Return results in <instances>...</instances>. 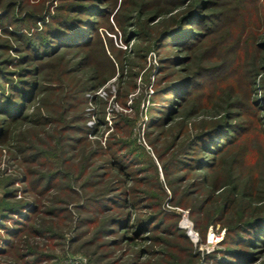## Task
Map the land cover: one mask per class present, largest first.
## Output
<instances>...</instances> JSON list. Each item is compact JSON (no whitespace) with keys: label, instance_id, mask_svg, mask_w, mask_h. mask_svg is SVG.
Wrapping results in <instances>:
<instances>
[{"label":"rangeland","instance_id":"rangeland-1","mask_svg":"<svg viewBox=\"0 0 264 264\" xmlns=\"http://www.w3.org/2000/svg\"><path fill=\"white\" fill-rule=\"evenodd\" d=\"M9 1L13 0L0 1V44H7L0 50V60H12L5 66L14 80L20 69L38 64L41 92L27 112L37 120L36 126L25 120L11 123L13 139L0 142V252L9 238L4 227L16 226L14 220L4 221L3 205L16 207L22 202L23 216L32 201L38 204L37 199L48 210H54L50 201L55 196L70 203L57 204L69 210L60 218L37 215L29 223L33 228L28 237L23 234L15 240L17 248L9 255L0 253V264L23 263L25 254L35 249L45 259L53 257L43 264H131L141 254L138 264H218L227 248L229 227L248 220L255 206L264 209V110L257 109V103L264 106V0H87L102 7L101 13L96 11L93 36L104 40L112 63L96 43L91 48H64L52 58L23 64L21 57L32 53L27 37L46 29L54 13L60 14L58 6L68 10L69 3L82 0H16L21 5L15 3L6 11ZM194 3L199 12L189 16L194 24L185 27L198 38L190 33L185 39L175 37L188 17L181 16ZM156 11L159 16L154 17ZM82 59L86 62L79 67ZM97 70L98 86L86 90L89 76ZM179 83L186 85L178 94L189 96L178 118L167 128L154 126L159 108L174 105L169 92ZM215 124L233 131L216 168L203 177L197 171L180 170L176 160L164 175L159 155L166 153L164 161H170L200 130ZM18 145L30 150L18 153ZM36 149L43 155L35 156ZM28 160L32 162L27 164ZM115 161L130 169L127 187L134 194L122 191L115 198L120 204L106 201L115 204L112 212L78 209L86 193L102 192L98 197L111 199L117 195L108 190L114 179L124 180L113 170ZM86 165H91L87 176L105 174L89 176L94 183L105 182L88 192L81 187ZM30 168L34 173L28 180ZM54 171L61 172L52 184L55 189L37 195L32 190L36 173ZM183 175H188L187 181L179 182ZM191 180L197 181V190L188 187ZM186 191L198 193L191 198L185 197ZM209 197H213L209 205L201 209ZM131 210L138 219L158 211L169 215H161L157 229L139 236L134 229L137 221L124 229L116 225L105 234L110 216L125 217ZM42 221L52 233L37 236L33 231ZM210 232L219 239L210 241ZM22 255L24 260L19 259ZM254 255L250 264H264V245Z\"/></svg>","mask_w":264,"mask_h":264},{"label":"trees","instance_id":"trees-1","mask_svg":"<svg viewBox=\"0 0 264 264\" xmlns=\"http://www.w3.org/2000/svg\"><path fill=\"white\" fill-rule=\"evenodd\" d=\"M1 1V0H0ZM63 2H70L68 0H62ZM189 2V0H187ZM86 2V3H84ZM211 3V1H209ZM15 3H18L21 5L20 1H9L7 2V5L5 6L6 11L10 7H12ZM100 3V2H99ZM72 8H67L64 7V5L58 6L56 12L59 13H54V15L51 17V21L49 20L46 25V29H42L39 31L36 35L32 37H27L29 39L27 43V48L31 49L32 53L30 55L25 54L21 57V63H27L28 61H41L44 60L45 58L49 57L52 58L53 56H56L59 54L60 51H62L64 48H74V47H80V46H87V47H92L94 44L97 43L98 45V50L103 51V54L109 58L106 48H105V42L102 38L99 36H93V32H96V27L94 26V23L96 22L94 20L95 17L98 15V11L101 13V8L100 6H95V5H89L87 0H82V2H71L69 3ZM141 4L140 6H142ZM68 7V6H67ZM74 7V8H73ZM193 7V9H192ZM192 7L187 11V15H182L181 18L185 19L187 16V19L183 21V27L182 29H177L176 32L178 33L176 36L186 38L187 34L190 33L193 36L191 38L196 37L197 35L192 32V30H188V27H185L187 25L192 24L190 19L191 17L189 16H195L194 12L198 11L199 8L197 3L192 4ZM63 10L64 13H61ZM190 12V13H189ZM199 12V11H198ZM159 11H156L152 15L154 17L159 16ZM199 16L201 15L200 13H197ZM44 17V16H43ZM153 18V17H152ZM197 23L201 24L200 21ZM194 24V23H193ZM192 24V25H193ZM185 28V30H184ZM187 28V29H186ZM184 30V31H183ZM188 32H187V31ZM176 34V33H173ZM183 34V35H182ZM181 35V36H180ZM196 35V36H195ZM18 36H22L21 33ZM171 38V37H169ZM198 38V36H197ZM7 44H0V50L1 49H6ZM3 55H0V58H2ZM90 59V58H89ZM109 62L112 63V60L109 58ZM0 60V142H8L13 139V134L11 130L9 129V126L11 123H15L16 121H28V125H34L36 126L37 120H32L31 119V114L32 113H27L28 108L35 103V101L39 98V94L41 92V84L38 80V75L41 72V68L38 64H36L34 67H23L22 69L17 72L19 78L13 79L10 76L13 74L9 72L6 68L5 65H8L12 60ZM85 59H82L79 61V67L80 64L85 63ZM82 69H79V71ZM78 71V72H79ZM98 71V70H97ZM99 72V73H98ZM93 72L88 78V82L91 83L89 89H95L99 83L94 84L95 82H98L100 80V75L101 72ZM16 74V73H15ZM4 82V84H3ZM185 85L186 84H177L173 86L170 89L171 94H173V102L174 105L169 107V108H159L156 109L158 110L159 116L154 117V120L152 121L154 126L158 125H163V127H168L170 126L174 120L178 118V114L181 111V108L183 106V103L187 101V96L188 93H179L180 90L185 91ZM8 86V87H7ZM189 88H192L191 85ZM75 89H70V93L74 92ZM172 90V91H171ZM187 90V89H186ZM190 89H188L189 91ZM80 92H85V91H80ZM78 92V93H80ZM256 103V101H255ZM261 106V107H260ZM264 106L259 105L257 103V109L264 110ZM167 109V110H166ZM165 118L164 120L160 119V117ZM161 117V118H162ZM163 124H159V123ZM223 124H221L222 126ZM215 124L213 127H208L203 130H200L199 133H197L195 136H193L190 141L187 142L185 147H182V155L180 159H178V155H171L170 161H164L167 160V154L161 153L159 155L160 160L162 161V169L164 171V175L168 174L169 170V165L172 164L174 161L178 160L177 162L180 165V170L181 168L188 169L189 171H197L199 175H202L203 177H206V175L210 174L215 168H216V161L218 160L219 156L224 154L225 150L230 146L229 144L232 141V133L233 131L230 128L221 127ZM187 125H185V128ZM11 128V127H10ZM85 132L86 129H84ZM218 138V140H216ZM101 147V146H100ZM30 148V147H29ZM25 149L24 147H21V145L16 146V149L21 153H26L30 149ZM102 148V147H101ZM101 150V149H99ZM54 152V151H53ZM210 153L212 154L213 157L208 158L207 154ZM35 156L43 155V151L36 149L35 150ZM51 154H48L46 156H50ZM27 158V157H26ZM169 159V158H168ZM32 162L31 160L26 161L27 164H30ZM171 162V163H170ZM170 163V164H169ZM29 166V165H28ZM91 166V165H89ZM89 166H85L84 169V174L86 175V179L81 184L82 189L88 192V189L91 188H96L99 184L104 183L105 181H98L97 183H94L93 181H90L89 176H93L95 173H91V175H88V170ZM115 172L119 173V176L123 177L124 180H119V179H114L110 183L109 187V193H116L117 195H112L111 197H98L102 194L99 193L98 196L95 194L89 195L86 193V196L84 198L83 204L78 206V209H82L85 211H89L90 209H96L98 212H112L114 208L116 207L115 204H120L119 201L115 200V198L121 196L119 195L122 191L123 194L126 196H131V194H134L133 192L128 189V182L129 179L131 178L132 174L130 172V169H127L125 166H123L121 163L115 161L114 164ZM152 166V165H151ZM153 167V166H152ZM155 169L156 166L154 165ZM29 168V167H28ZM91 168V167H90ZM104 168V167H103ZM154 169V168H153ZM27 176L28 180L30 178L29 174H33L34 171L30 168L29 169ZM147 171V170H144ZM140 172V171H139ZM142 172V171H141ZM35 180H33V188L32 190L34 192H37V195H46L48 192L51 190L55 189V186L52 184L54 183V180H56L60 175V171H54L52 174H47L43 175L41 172L36 173ZM111 175L108 174L106 175L107 177ZM94 176H100L103 177L105 174L101 175H94ZM147 178H144L143 180L145 181ZM188 179V175H183L178 179L179 182H185ZM137 181H142V178H139ZM124 182V183H123ZM196 180H191V182L188 183L189 186H193L195 188ZM42 184H44V187H42ZM127 184V185H126ZM124 188V189H122ZM195 190H197L195 188ZM72 194L75 193L74 190H71ZM198 191H193V193H189V191H186L185 197H194V195H197ZM109 194V195H110ZM120 198V197H119ZM213 197L207 198V200L203 201V203L200 204V208L203 209L204 206L209 205V201ZM111 200L110 202L115 203L114 205H108L107 202ZM38 204L32 201V206L29 210H27V213L23 216L21 215V211L24 209V205L22 206V202L20 204H17L16 207L14 204L6 203L5 205L2 206L3 208V217L4 221L7 220H14L15 222V227L9 228L5 226L4 228L6 229V232L8 234V239L5 240V247L4 249L1 250L2 255H9L11 251H14L17 248V245L15 243V240H18L20 236L23 234L26 235L27 231H31L33 226L31 225V229L29 228V223L33 221V219L39 215L41 212L48 214L50 217L53 218H60L61 213L63 212H69L68 206L67 207H60V205L57 204H69V200H61L57 199V196L52 198V207H54V210L51 209H46V205L43 206L41 202L37 199ZM107 201V202H106ZM123 206H127L129 203L125 199L123 200ZM252 202V201H251ZM254 203V201L252 202ZM183 205V203L181 202ZM45 208L46 210L42 211L41 208ZM77 208V207H76ZM153 208V207H152ZM156 208V207H155ZM205 208V207H204ZM12 214H18L19 218L17 219H11ZM165 215L167 212L163 213ZM158 212H154L148 215H145L144 218L138 219L136 217V213L134 214L133 211H127L125 213V217L121 215H117L116 217L114 215L110 216L106 221L105 225H109L107 228L105 234H108V232H113L112 228L116 225L119 227H129L132 222L137 221V226L134 228L135 229V234L136 235H141L145 234L146 232H149L151 228H156L159 227L158 223L160 220V216L163 215ZM48 222H51L50 220ZM109 222V223H108ZM36 224V223H35ZM44 221H42V224L39 225V227H35L34 233L37 234V236H44L46 233H52L51 230L43 228ZM30 229V230H29ZM167 232V231H165ZM60 234V233H58ZM53 236H58L57 233H53ZM51 235V236H52ZM185 238L187 239V236L184 235ZM28 236L26 235V238ZM135 237H132L131 239L134 240ZM226 243V250L224 252V258L219 259L218 264H250L251 261H253V258L256 256L254 255L260 247L264 245V209L258 208V206H255L253 215L248 218L244 222L240 221L238 224L233 225L229 227L227 231V236L226 240L224 241ZM262 243V244H261ZM26 243V248H31V245H27ZM30 246V247H28ZM32 249V248H31ZM30 249V250H31ZM36 250V249H35ZM30 251V254H25L27 256V261H22L23 263L20 264H43L47 260H51L53 257H50V255H47V258L45 259L46 255H43L44 253H39L40 250L36 251ZM143 250H141V253ZM138 255V254H136ZM136 255H133L136 256ZM25 256H19V259L24 260L23 258ZM142 254L134 257L133 260L131 261V264H138L142 259ZM23 257V258H22ZM32 257L31 259H29ZM50 257V258H49ZM150 264H158L151 262Z\"/></svg>","mask_w":264,"mask_h":264},{"label":"built area","instance_id":"built-area-1","mask_svg":"<svg viewBox=\"0 0 264 264\" xmlns=\"http://www.w3.org/2000/svg\"><path fill=\"white\" fill-rule=\"evenodd\" d=\"M214 238H215V239H219V237H217L215 233L210 232V234H209V240H210V241H213Z\"/></svg>","mask_w":264,"mask_h":264}]
</instances>
